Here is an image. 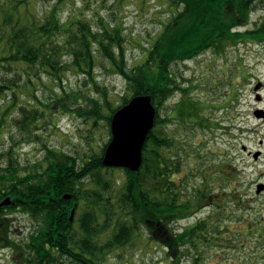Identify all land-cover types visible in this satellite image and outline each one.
I'll list each match as a JSON object with an SVG mask.
<instances>
[{
	"label": "trees",
	"instance_id": "trees-1",
	"mask_svg": "<svg viewBox=\"0 0 264 264\" xmlns=\"http://www.w3.org/2000/svg\"><path fill=\"white\" fill-rule=\"evenodd\" d=\"M33 1L0 0V95L7 89L15 95L18 69L26 75L32 69L58 75L66 69L62 56L68 54L69 67L82 73L99 93L88 94L87 105L76 108L79 115L92 119L93 123L100 119L109 127L116 108L134 95L149 94L156 117L142 148L141 166L136 171L102 166L106 144L99 153L91 152L83 160L44 145V156L27 170H22L17 161L15 144L8 147L6 159L0 152V200L11 199L10 204L0 206V238L13 245L5 215L7 210L17 208L36 221L24 244L13 245L19 249L25 264H105L107 254L133 243L144 230L149 239L163 241L177 263L185 249H194L206 234L242 233L211 216L181 231L171 226L211 201L215 213L217 208L224 207L219 202L216 204L217 198L212 194L214 176L206 173L210 164L202 165L203 154L191 151L192 148L182 151L177 139L161 129L166 121L161 117V107L180 89L171 68L173 63L209 47L219 54L225 47L241 42L264 44V16L254 28L239 30L248 22L258 0H167L171 6L169 18L145 50L143 61L133 67L127 64L120 25H101L94 30L83 18L61 21L57 4L39 14ZM95 50L125 81V92L116 99L106 90L96 89L99 85L94 75ZM7 71H13L12 79L7 78ZM32 97L35 98L33 94ZM13 106L14 101L6 109ZM200 106L192 98L182 99L173 106L171 114L180 121L213 128L209 119L195 118ZM25 107L19 108L23 116L14 122L24 135L21 139L28 140L27 136L32 135L30 126L43 114L32 108L24 115ZM115 170L124 172L119 180L109 173ZM196 171L201 176L199 184H194L190 176ZM64 193L71 197L63 198ZM231 195L222 200L224 205L227 199L235 204L241 202V197L234 201ZM249 223L246 233L251 231ZM255 223L258 233H264L259 232L264 227V217ZM209 228L213 230L207 231ZM178 249H181L179 254ZM194 258L197 260V256Z\"/></svg>",
	"mask_w": 264,
	"mask_h": 264
},
{
	"label": "rangeland",
	"instance_id": "rangeland-1",
	"mask_svg": "<svg viewBox=\"0 0 264 264\" xmlns=\"http://www.w3.org/2000/svg\"><path fill=\"white\" fill-rule=\"evenodd\" d=\"M57 1L34 0L33 4L39 14L50 11L57 4L56 12L61 21L83 18L92 24L94 30L101 25H120L129 67L143 61L145 50L161 29L162 23L169 18L171 10L167 0ZM263 16L264 0H258L248 22L240 26L239 30L254 28ZM94 55V75L99 85L96 89L106 90L114 96L113 99L123 95V77L114 72L99 52L95 50ZM70 60L68 54L62 56V65H66V69L60 70L58 75L35 69L26 75L20 68L14 86L15 95L8 89L0 95V152L4 153L6 159L8 147L15 144L14 154L22 170L31 169L33 164L41 160L46 153L44 145L83 160L91 152L99 153L110 138V126L104 121L99 119L93 123L92 119L77 113L76 108L87 105L88 94L99 93L94 91V84L82 73L69 67ZM171 68L178 77L180 89L161 107V117L166 120L161 129L166 135L177 139L182 151L192 148L191 151L197 150L200 155L203 154L202 165L210 164L206 173L214 176L212 194L217 198L216 204L219 202L225 208H217L215 213V205L211 201L192 215L174 221L171 226L175 231H181L211 216L242 233L225 232L220 236L218 233L206 234L205 239L201 238L194 249L182 247L185 251L176 263L177 258L171 257L163 241L149 239L148 232L142 230L140 237L133 243L107 254L105 264H264V238H261L264 233H258L255 227L257 219L264 217V192H255L256 184L264 183V159L254 160L242 149L243 145L250 151L264 149V130L252 117L251 111L255 105L252 86L256 80L264 83V44L241 42L225 47L219 54L209 47L191 58L173 63ZM6 76L12 79L13 71H7ZM260 94L264 106V87ZM189 98L201 105L195 118L209 119L213 128H201L193 121H180L173 117V106ZM12 101L14 106L6 109ZM22 106H27L24 115L32 108H37L43 114L30 126L32 135L27 136L28 140L21 139L24 135L14 122L23 116L19 110ZM246 111L250 119L242 123L240 115ZM34 135L39 138H33ZM196 172L190 176L194 184H199L201 176ZM109 173L115 180L124 175L122 170ZM219 185L220 188H217ZM230 194H233L230 199L235 201L241 197V202L235 204L227 199L224 205L225 197ZM5 216L8 218L12 244L22 246L36 227V221L19 208L7 210ZM249 222L252 224L251 231L246 233ZM262 231L264 227L259 232ZM13 245L0 238V264H25L19 249H14ZM180 250L176 253L179 254ZM196 256L197 260L194 258Z\"/></svg>",
	"mask_w": 264,
	"mask_h": 264
},
{
	"label": "water",
	"instance_id": "water-1",
	"mask_svg": "<svg viewBox=\"0 0 264 264\" xmlns=\"http://www.w3.org/2000/svg\"><path fill=\"white\" fill-rule=\"evenodd\" d=\"M156 109L149 94H137L118 107L110 119V139L102 155L101 164L107 167H123L131 171L139 169L142 162V148L149 131L154 126ZM257 156V153L254 154ZM263 184H258L260 192ZM63 198L69 199L65 193ZM11 203L9 197L0 200V206ZM73 214L71 211L70 219Z\"/></svg>",
	"mask_w": 264,
	"mask_h": 264
},
{
	"label": "flooded vegetation",
	"instance_id": "flooded-vegetation-1",
	"mask_svg": "<svg viewBox=\"0 0 264 264\" xmlns=\"http://www.w3.org/2000/svg\"><path fill=\"white\" fill-rule=\"evenodd\" d=\"M241 76L245 77V75H243V74H241ZM254 83H255V85L252 86V90H253V93H254L255 105L251 109L252 115H253L252 117L255 118L260 123V125L262 126V128L264 130V106L261 104L262 95L260 94L261 89L264 87V83L262 81H260V80H256ZM240 117L242 119V121H241L242 123H246L250 119L249 113L247 111L243 112L240 115ZM242 149L246 150L247 153L249 155H251V157L254 160L264 159V149L258 148V149L254 150V151H250L249 149L246 148L245 145L242 146ZM256 151H259V154L257 155V157H254V153ZM260 192L263 193L264 192V188Z\"/></svg>",
	"mask_w": 264,
	"mask_h": 264
}]
</instances>
